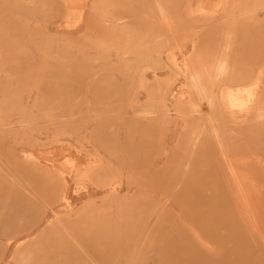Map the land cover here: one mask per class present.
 <instances>
[{"label":"rangeland","instance_id":"1","mask_svg":"<svg viewBox=\"0 0 264 264\" xmlns=\"http://www.w3.org/2000/svg\"><path fill=\"white\" fill-rule=\"evenodd\" d=\"M92 1L83 0V10L70 9L68 17L61 3L49 0L21 6L37 14L33 19H18L10 9L0 17V99L8 102L0 120L31 117L23 115L31 88L72 90L71 104L84 94L90 104L56 107L71 121L95 111L106 146L136 164L112 167L123 190L118 201L136 202L138 173H146L147 202L140 209L127 204L119 211L113 202H98L78 214L80 221L92 211L112 217L110 224L92 226L104 246L90 251L86 264H174L166 253L195 251L212 264H264V0H108L91 9ZM5 3L0 0L9 7ZM219 62L225 63L221 76ZM170 92L182 95L174 102ZM19 99L20 107L14 106ZM44 102L46 115L37 117L47 119L56 112L47 106L54 104L50 97ZM45 121L25 127L32 129L29 142ZM90 132L81 138L84 146L93 140ZM48 148L77 158L66 145ZM228 160L247 180L248 209L230 195ZM106 170L102 164L99 172ZM92 179L79 182V194ZM72 221L57 219L42 242L63 233L87 244L82 233L74 235Z\"/></svg>","mask_w":264,"mask_h":264},{"label":"bare ground","instance_id":"2","mask_svg":"<svg viewBox=\"0 0 264 264\" xmlns=\"http://www.w3.org/2000/svg\"><path fill=\"white\" fill-rule=\"evenodd\" d=\"M101 1L104 3L108 2V0H93L91 2L93 4L91 9L94 8L96 2ZM38 2L39 0H6L5 4L9 7L0 6V10H2L0 17L4 16L2 15L4 9H10L14 11V14L18 15V19H33L37 14L30 11L26 12L23 8L24 5H34ZM54 2L63 5V8H65L64 16L68 17L69 14H72L79 7V3H83V0H49L48 3L53 5ZM70 9L74 10L71 11ZM81 9L78 10L81 11ZM10 17L13 18V15ZM91 17L93 18L92 14ZM15 65L18 70L21 69L19 68V62H16ZM224 69L225 63L219 62L217 75L221 76ZM24 70L27 71L29 68L27 67ZM95 75L94 78L97 76ZM152 75L154 76V74ZM5 78L7 77L5 76ZM190 80L193 88L199 91L201 87L197 85L196 81L198 80L195 77H191ZM46 89L49 90V88ZM28 90L30 91L24 101L27 107L23 110V115L28 112L31 117L28 120L21 118L9 120L5 117V119L0 120V229H11L6 233L0 232V252L3 259L0 264H17L19 259L23 261L21 264H82L84 262L86 264L87 260H89V252H97L100 246H104V241H100L102 237H95L96 232L99 231L92 229V226L102 227L105 224H110L109 217L111 216H109L110 214L106 215L92 211L89 217L87 216L84 220L80 221V218H77L78 214L91 209L98 202L101 203L100 206H103L105 202H113L119 211L124 209L127 204L132 208L140 209L147 202V190L143 184V180L146 181V173L144 171H139L140 173H138L140 177L138 179H142V183L141 181L138 183L137 191H139V195L137 201L131 203L125 202V204H123V201H118V196L123 190L121 189V183H117L116 176H113L112 167H120L125 164L133 166L136 164L132 163L133 160L129 161V159L118 158L114 151L110 150L109 146H106V140L103 139V134L101 133L102 129L99 130L98 128L95 111L88 110L85 115L83 114L78 119L71 121L68 118V113H59L56 107L57 105H60V107L68 106L71 109L75 105L83 106L84 103L88 105L90 103L86 95L83 94L81 97L72 96L71 101L74 105L71 106L72 104L67 101L70 98L69 92L72 90L63 88L55 91L51 90L50 92H46L47 90L42 92L38 88ZM170 93L172 94H168L174 102L179 100L180 95H182L179 93L176 96L173 92ZM199 93L201 92L199 91ZM199 96L201 97L200 94ZM48 97H50L54 104H47V106H50V110L53 108V111L55 110L56 113L54 112L55 114L51 115V118H38L37 116L44 114L42 111L45 109L42 104H45L44 100ZM92 97L93 95L90 100ZM226 99L227 105L230 107L232 101L228 97ZM19 101L20 99L16 100L13 105L20 107L21 103ZM7 103L6 97L1 95V110ZM221 103L226 106L223 96ZM35 106L36 110L34 111H36V114L32 111V107ZM23 112L20 109V113ZM40 120L45 121L39 127L41 132L37 134L35 142H29L28 138L30 136H28V132L32 129H24L27 126L36 127V124ZM75 123H80L81 128L74 133L71 127ZM261 125H263V122L257 124V126ZM89 130H91L90 135L93 134L94 137L93 140H86L84 146L81 144V138ZM193 143L194 145L197 144V140ZM53 144L66 145L68 148L75 149L77 151V158L71 156L70 153L63 154L58 152L54 154L48 148L49 145ZM82 155H84L83 158H81ZM231 162L227 161L228 165L225 170L226 184L230 187V195L234 197L233 199L239 205L243 204L241 205L242 208L248 209L247 199L248 197L251 198V196H248L251 193L248 191V187L247 189L245 188V181L247 183V180L239 172V167L234 166ZM102 164L107 165V170L99 172ZM158 171L157 169L153 177L150 178L152 182L156 181ZM91 177L93 178L90 183L92 187L87 189L83 194H79L76 186L80 181ZM130 192L129 187L124 189L126 196ZM245 203L247 204L245 205ZM161 206V204L158 205V207ZM158 207L155 208L157 209ZM161 208L159 210L161 211L160 213L163 212L164 207L162 206ZM61 218L68 220L74 218V221L71 222L74 223L72 226L75 229L73 233L75 236L82 233L88 241H86L87 244L80 246L73 243L69 238L70 236L63 233L55 235L49 242H42L41 234L52 229L54 222ZM248 221L249 223L253 222V218H251V221L248 219ZM83 241L85 240L83 239ZM17 255L19 256L18 262L16 261ZM164 256L166 259L173 260L174 264H198L201 261H203V264H212L208 258L196 251L190 254L169 252ZM91 263L93 264V262Z\"/></svg>","mask_w":264,"mask_h":264}]
</instances>
